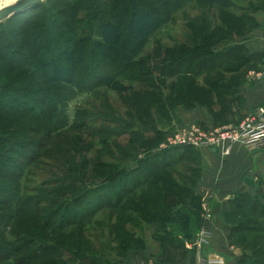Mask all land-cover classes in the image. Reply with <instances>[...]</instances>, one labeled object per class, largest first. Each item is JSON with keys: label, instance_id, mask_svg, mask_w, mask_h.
Segmentation results:
<instances>
[{"label": "trees", "instance_id": "1", "mask_svg": "<svg viewBox=\"0 0 264 264\" xmlns=\"http://www.w3.org/2000/svg\"><path fill=\"white\" fill-rule=\"evenodd\" d=\"M45 1V7L40 2L0 22V264H126L130 251L145 248L133 232L141 223L153 226L160 247L175 234L167 224L180 225L190 240L189 220L197 222L199 209L192 188L200 174L198 154L192 147L153 151L164 135L155 123H167L177 105L210 110L235 92L243 66L260 61L241 38L262 24L255 15L264 12V0ZM187 1L199 13L185 20L186 37L144 52ZM100 88L129 93L125 120L109 113L111 128L97 132L76 111L68 121L67 102ZM224 110L211 112L219 125L226 123ZM80 125L92 139L80 134ZM138 130L140 140L132 136ZM121 133H128L123 149L113 142ZM97 134L102 137L95 140ZM103 144L116 146L118 154L86 157ZM45 162L61 172L23 187L27 169ZM258 195L240 192L229 200L225 220L232 212L243 218L227 234L235 244L243 232L264 241V223L243 214L264 213ZM102 210L104 223L94 218ZM101 226L104 243L97 240Z\"/></svg>", "mask_w": 264, "mask_h": 264}, {"label": "crops", "instance_id": "2", "mask_svg": "<svg viewBox=\"0 0 264 264\" xmlns=\"http://www.w3.org/2000/svg\"><path fill=\"white\" fill-rule=\"evenodd\" d=\"M241 42L249 52L258 53L260 61L243 66L239 85L231 96L225 98L224 124H236L245 117H254L258 108L264 104V23L251 29L241 38ZM215 108L213 106L208 110L197 104L189 109L180 106L178 110H181L177 111L179 114L176 116L179 118L178 124L194 122L204 126L219 125L216 122L220 120L214 119L211 113ZM244 148L232 144L225 156L219 155L214 149H194L199 157L197 162L200 174L192 188L193 194L199 198V209L197 222L189 220L188 226L191 229L194 227L190 239H193L200 226H209L211 237L208 245L199 251L186 248L189 239L182 235L180 225L167 224L165 229L175 233L174 237L164 239L163 247L151 239L156 244L154 252L149 250L142 237L145 248L130 251L126 264H144L147 259H157L162 264H193L198 253L210 260L220 259L223 264H244L239 250L227 236L231 225L223 216L229 210V200L235 194L246 192L253 195L256 182L264 177V164L246 159L244 153L250 148ZM205 209L208 217L203 216Z\"/></svg>", "mask_w": 264, "mask_h": 264}, {"label": "rangeland", "instance_id": "3", "mask_svg": "<svg viewBox=\"0 0 264 264\" xmlns=\"http://www.w3.org/2000/svg\"><path fill=\"white\" fill-rule=\"evenodd\" d=\"M41 2H43L42 6H46L47 2L45 0H42ZM50 6H52L50 4ZM58 6V5H56ZM199 13L197 6L194 5V3L192 1H187L186 3H184L178 10H176L175 12H173L172 14V21L170 23H167L165 26H163V28L161 27L159 29V31H155L154 35L149 39L148 43L145 45L144 47V52H150L153 48L154 43L156 42H160L163 43L165 45H170L172 43H174L175 41H182L186 35L188 34L189 30L184 26V22L185 20H189L191 18H194L197 16V14ZM17 15V14H16ZM14 16V15H13ZM256 18L259 22H262V25L264 23V12H260L257 13ZM4 20V19H3ZM2 20V21H3ZM4 24V23H3ZM8 24V23H7ZM5 29H7V26H5ZM89 36L91 37L93 34V30L90 28V30L88 31ZM59 45H62V41L59 42ZM155 62L158 61V59H154ZM152 62V61H151ZM227 61H225L226 63ZM223 64L225 66H228L227 63ZM215 68H212V70H214ZM208 70L210 71V69L208 68ZM99 71V69L97 70ZM154 74L157 73V71L153 72ZM209 74V73H208ZM225 76V74H224ZM196 79H198V81H200V76H195ZM133 87H139L138 83H134ZM166 90V89H163ZM222 99L221 102L215 103L214 106H216V110L217 109H222L223 107H225V98ZM131 100V96L129 95V93H115V92H111V91H106L104 89H98L97 92H84V93H76V95L67 102V106H66V115L68 117V121L71 120L74 112L76 111V113H78V115H82L83 117L80 118V120L82 118H84L88 124L87 127H92L96 132L99 130H102L103 128H111V126L107 125L109 122V119L111 120L110 115H108L109 113H112L114 115V117H117L116 115H119L117 118V120H125V116H128V114H125L127 110H129L127 108V106L125 105V103H127L128 101ZM263 106V105H261ZM180 106L177 105V107H175V110H173L171 112V117L169 118V121L167 123H155V126L163 132L166 131H171L174 129V127L176 125H178V120L179 118L176 117L179 113L177 111L181 110L179 108ZM215 110V111H216ZM107 112V113H105ZM249 115V114H248ZM252 116V115H251ZM92 118H94V123H91L93 120ZM113 119V118H112ZM79 121V118H77V122ZM194 123V122H191ZM85 124V123H84ZM176 124V125H175ZM82 126V130L80 131V134H82L83 136L86 135V137L88 139H92V136H87V132L89 130V128ZM204 126V125H203ZM217 126V125H215ZM138 127L137 126H133V127H129L127 126V130H136ZM69 132H74V130H69ZM122 135H118L116 137V139L113 141L115 142V144H117V146H121V148L123 149L122 145L125 144V142L123 140H125V138L127 137L126 134L128 133H121ZM36 135L35 134H30L28 135L29 138H34ZM132 136H136L137 139L142 137V132L138 131H134V135ZM102 135L101 134H97L96 137H94V139H98L101 138ZM140 140V139H139ZM236 144V143H235ZM92 145V144H91ZM240 145V144H239ZM242 148H244V146L241 145ZM140 148V147H139ZM147 148V147H146ZM146 148H143L142 150L140 149V151L138 152V156H140L141 152H144L146 150ZM245 149V148H244ZM249 149V148H248ZM21 151V149H16ZM118 148L116 146L110 145V144H103L100 147L93 149L92 151L88 152L86 154V157H95L99 160H103L104 158L108 159V155L111 153L112 155L118 154L115 153V151H117ZM199 150V149H197ZM5 152V151H3ZM135 151H133L132 153H134ZM11 154V153H9ZM244 157L246 159H248L250 162H254V163H262L264 164V146H261L259 148H250L249 151H247V153H244ZM10 158V157H9ZM11 158H17L15 154L11 155ZM199 157L197 156V161H198ZM7 160V159H6ZM8 161V160H7ZM127 163H130L128 166L130 167L132 162L129 160H126ZM124 161H121L120 164L123 165ZM181 166L182 168V161H180V164H178ZM132 166L134 167L135 164H132ZM197 166H198V162H197ZM62 168V167H61ZM61 168L54 166L53 168L49 167V163L45 162L42 163L38 166H31L29 168V170L27 169L26 174H24L22 180H21V185L24 187H28L31 185H34L36 182L40 181V180H44L47 177H50V175L56 174V173H60L61 172ZM179 167H177V169H181ZM182 173V172H181ZM264 178V177H263ZM261 179H258V181L256 182L255 186H254V190L255 193L254 194H259L258 198L259 200H257L260 203H264V181ZM88 181V180H86ZM91 183H88L89 187H92V185H90ZM135 193V192H134ZM232 209V208H231ZM230 209V210H231ZM107 214L106 210H102L100 213L95 214L94 218H100L104 223V221H106L104 219L105 215ZM244 216L246 217H251V218H256L259 219L261 223H264V213L260 214L258 212L255 213H243ZM97 216V217H96ZM226 220L230 225H234L237 224L238 222H243V218H239L234 212L231 213V215L226 216ZM133 232L137 235H140L141 237H143L145 239V242L148 245V248L151 252H154L155 248H156V244H154L152 242V236L153 233L155 232L153 229L152 225H147L144 223H141L139 228H136L133 230ZM96 233H97V240L98 242L104 243L105 241H107L106 239V233H107V229L104 226L101 227H96ZM260 233V232H259ZM242 234H244L243 238L240 236L242 243L241 244H235V242H232L233 245L239 250V253L242 255H250V261L249 262H244V264H251L250 262H253V264L255 263V261L257 260H264V253L261 252L260 250L262 248H264V241H257V240H250V235L249 234H254L256 236H260L258 235V233H250V232H243ZM233 239L235 241H237L238 237V233L233 235ZM257 241V242H256ZM106 250H108V246L106 247ZM114 260V258H113ZM152 260V259H151ZM153 261V260H152ZM154 264H162V262H158L157 259L153 261ZM226 262V261H224Z\"/></svg>", "mask_w": 264, "mask_h": 264}, {"label": "built area", "instance_id": "4", "mask_svg": "<svg viewBox=\"0 0 264 264\" xmlns=\"http://www.w3.org/2000/svg\"><path fill=\"white\" fill-rule=\"evenodd\" d=\"M235 143L246 148L264 146V104L258 108L256 116L245 117L236 124L203 126L198 123H179L173 130L164 132L153 151L174 147H192L214 149L219 155L225 156L229 153L231 145ZM202 209L204 210V207ZM203 216L208 217L206 209ZM210 237V227L202 225L193 239L186 242L185 247L199 251L208 245ZM144 264H154V262L147 259ZM193 264L223 263L220 259L210 260L202 253H198Z\"/></svg>", "mask_w": 264, "mask_h": 264}, {"label": "water", "instance_id": "5", "mask_svg": "<svg viewBox=\"0 0 264 264\" xmlns=\"http://www.w3.org/2000/svg\"><path fill=\"white\" fill-rule=\"evenodd\" d=\"M41 1L42 0H16L15 3L5 5L3 8H0V22L3 19L22 12L26 8L37 5Z\"/></svg>", "mask_w": 264, "mask_h": 264}, {"label": "clouds", "instance_id": "6", "mask_svg": "<svg viewBox=\"0 0 264 264\" xmlns=\"http://www.w3.org/2000/svg\"><path fill=\"white\" fill-rule=\"evenodd\" d=\"M15 3V0H0V8H3L6 4Z\"/></svg>", "mask_w": 264, "mask_h": 264}, {"label": "bare ground", "instance_id": "7", "mask_svg": "<svg viewBox=\"0 0 264 264\" xmlns=\"http://www.w3.org/2000/svg\"><path fill=\"white\" fill-rule=\"evenodd\" d=\"M16 1V0H15ZM12 4V3H11ZM7 5V4H6Z\"/></svg>", "mask_w": 264, "mask_h": 264}]
</instances>
